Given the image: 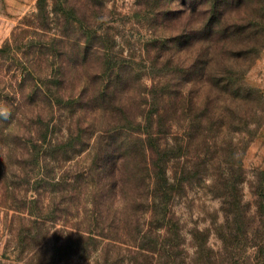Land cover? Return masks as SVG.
<instances>
[{
	"label": "trees",
	"instance_id": "1",
	"mask_svg": "<svg viewBox=\"0 0 264 264\" xmlns=\"http://www.w3.org/2000/svg\"><path fill=\"white\" fill-rule=\"evenodd\" d=\"M101 1L36 0L35 12L21 21L27 27L17 26L0 47V66L10 58L17 68L6 93L12 109H0L8 113L0 115V140L16 106L39 107L18 165L40 168L37 188L50 194L46 207L39 206L40 193L34 198L37 214L26 209V199L14 208L19 258L29 254L28 264H264V222L249 217L240 191L250 124L264 114L256 109L262 95L245 80L264 48V0H138L151 30L144 45L150 85L114 52L101 9L80 8ZM57 110L68 123L63 135L52 137ZM242 133L249 138L236 141ZM64 165L56 178L52 172ZM195 184L220 200L222 220L214 215L211 224L221 246H209L208 227H194L189 254L172 207Z\"/></svg>",
	"mask_w": 264,
	"mask_h": 264
},
{
	"label": "rangeland",
	"instance_id": "2",
	"mask_svg": "<svg viewBox=\"0 0 264 264\" xmlns=\"http://www.w3.org/2000/svg\"><path fill=\"white\" fill-rule=\"evenodd\" d=\"M151 1V0H149ZM101 6L90 5L85 3L80 5L81 9L91 12L95 9H101L103 13V21L100 22L102 29L106 30L115 38L114 52H117L123 59L130 63L136 70L137 75L141 77V82L150 85L152 79L147 76V71L151 67V62L147 60V52L144 50L145 43L150 39V28L141 14V6L137 5L138 0H102ZM255 9V8H253ZM36 10V0H0V47L6 40L11 39L12 32L17 26L22 25L21 21L27 16H31ZM22 27H27L22 25ZM28 28H31L28 26ZM22 33L18 32L19 43L23 45ZM27 39V38H26ZM21 45V46H22ZM153 52H150V56ZM21 55V53H20ZM8 55L6 59H8ZM1 59V58H0ZM3 61V59H1ZM7 64L0 66V109L11 107L14 99H10V93L15 84L16 77L15 65H12L10 58ZM9 64V66H7ZM152 73L156 72L151 68ZM150 71V70H149ZM246 82L257 89L263 103L257 104L258 113L264 109V48L261 49L258 58L253 62L245 73ZM24 92H22L23 95ZM23 97V96H22ZM17 104L21 95H17ZM27 100L28 99H25ZM35 103L21 102L14 108L15 119L10 125L7 134L0 140V264H28L29 254H23L22 258L19 249L16 248L18 243L17 227L19 219L18 211L15 207H23L22 199L28 201L27 210L31 209L33 213H38L34 203V198L40 193L39 206L42 204L46 207L50 194L45 188H37L36 178L40 176L38 167H34V163H26L25 168H21V152L22 143L33 133L34 126L29 121L30 117L37 110ZM47 111V110H43ZM263 120L259 123L255 118L250 124L253 133L250 138L248 135L235 134L236 141L242 137L249 138L247 147L242 155V165L244 173V181L240 186L242 201L248 209L250 218L260 219L264 222V114ZM63 116H59L58 110L54 113V124L52 137H60L65 133L67 120ZM1 125L4 122L0 123ZM11 133V134H10ZM242 147L243 145H239ZM67 165V164H66ZM33 169V170H32ZM65 165L56 167L52 172L56 178L64 174ZM28 175H26L24 173ZM36 181V182H35ZM38 189L37 190L35 189ZM31 200V201H29ZM30 204V205H29ZM220 200L211 197L209 192L200 185H192L188 187L186 193L178 196L173 203V210L183 225V233L185 235V248L189 254H192L194 248L191 245V229L209 228L208 244L217 249L221 246V242L217 238L216 233L212 229L211 219L217 216L218 221L222 220V212L219 210ZM21 209V208H20ZM26 209H24L26 211ZM83 213L71 218L73 221L77 217H81ZM61 221V220H59ZM264 232V228H263ZM253 250V249H252ZM251 250V251H252ZM254 251L256 249L254 248ZM81 264V262L76 261Z\"/></svg>",
	"mask_w": 264,
	"mask_h": 264
},
{
	"label": "clouds",
	"instance_id": "3",
	"mask_svg": "<svg viewBox=\"0 0 264 264\" xmlns=\"http://www.w3.org/2000/svg\"><path fill=\"white\" fill-rule=\"evenodd\" d=\"M0 115H4L5 116V118L7 117V115H8V113H7V111L6 110H2V111H0Z\"/></svg>",
	"mask_w": 264,
	"mask_h": 264
}]
</instances>
